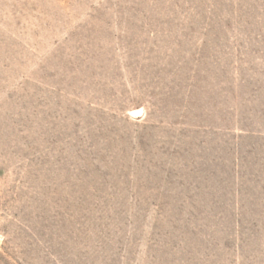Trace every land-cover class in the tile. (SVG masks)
<instances>
[{
	"label": "rangeland",
	"instance_id": "obj_1",
	"mask_svg": "<svg viewBox=\"0 0 264 264\" xmlns=\"http://www.w3.org/2000/svg\"><path fill=\"white\" fill-rule=\"evenodd\" d=\"M0 264H264V0H0Z\"/></svg>",
	"mask_w": 264,
	"mask_h": 264
}]
</instances>
